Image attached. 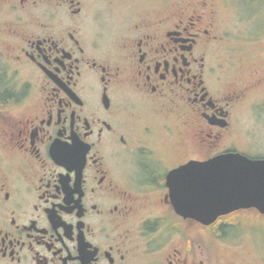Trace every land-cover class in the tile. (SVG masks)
Wrapping results in <instances>:
<instances>
[{"label": "flooded vegetation", "instance_id": "af4514ba", "mask_svg": "<svg viewBox=\"0 0 264 264\" xmlns=\"http://www.w3.org/2000/svg\"><path fill=\"white\" fill-rule=\"evenodd\" d=\"M137 3L0 0V264H264L249 209L204 225L167 184L190 161L264 158L239 147L264 74L225 86L213 3Z\"/></svg>", "mask_w": 264, "mask_h": 264}, {"label": "rangeland", "instance_id": "374dc122", "mask_svg": "<svg viewBox=\"0 0 264 264\" xmlns=\"http://www.w3.org/2000/svg\"><path fill=\"white\" fill-rule=\"evenodd\" d=\"M104 0H101L103 2ZM129 1V0H119ZM141 9L152 7L160 12L164 10H175L178 4H186L195 0H169L165 4L163 0H137ZM198 1V0H197ZM214 4L216 17L218 20L220 37L219 41L212 46L209 57L214 65L220 63H232L225 70V75L218 72L223 79L232 78L226 82V87L232 80L240 83L252 81V72L260 71L264 74V0H207ZM154 5V6H152ZM149 7V8H148ZM143 10V11H145ZM108 23V22H107ZM105 23V24H107ZM223 37V41H222ZM217 74V71H216ZM230 76V77H229ZM214 77V75H213ZM222 79V81H223ZM264 113L260 121L254 120L253 115H248V121L244 123L239 136V147L249 144L251 152H257L264 157ZM186 144L184 136H180ZM174 141V150L180 147L177 140ZM181 142V141H180ZM183 145V143L181 142ZM244 149V148H243ZM235 217L242 219L241 225L243 234H249L253 238L254 257L264 256V215L256 209L241 211ZM247 229V230H245ZM224 259H229L230 255L220 252Z\"/></svg>", "mask_w": 264, "mask_h": 264}, {"label": "water", "instance_id": "95a60500", "mask_svg": "<svg viewBox=\"0 0 264 264\" xmlns=\"http://www.w3.org/2000/svg\"><path fill=\"white\" fill-rule=\"evenodd\" d=\"M167 184L175 212L204 225L240 209L264 215V158L231 152L190 161L172 170Z\"/></svg>", "mask_w": 264, "mask_h": 264}]
</instances>
